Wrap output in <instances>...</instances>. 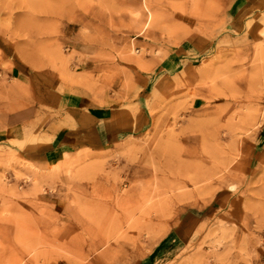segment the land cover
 I'll list each match as a JSON object with an SVG mask.
<instances>
[{"label":"rangeland","instance_id":"rangeland-1","mask_svg":"<svg viewBox=\"0 0 264 264\" xmlns=\"http://www.w3.org/2000/svg\"><path fill=\"white\" fill-rule=\"evenodd\" d=\"M68 98L132 127L48 164ZM4 101L0 264H264V0H0Z\"/></svg>","mask_w":264,"mask_h":264},{"label":"crops","instance_id":"crops-1","mask_svg":"<svg viewBox=\"0 0 264 264\" xmlns=\"http://www.w3.org/2000/svg\"><path fill=\"white\" fill-rule=\"evenodd\" d=\"M23 65L16 67L18 74L25 71ZM19 77V75H18ZM68 115L62 121H55L54 124L41 132L43 139H48L43 143L45 148V159L48 164H57L63 161L68 154H74L79 150H90L92 152H102L112 148L123 141L127 132L132 126H127L121 119L111 122V114L102 112L96 116L83 110L86 106L84 101L78 98L66 99ZM13 104L4 101L0 108V143L9 140L23 141L26 133L36 134L39 125L37 106L27 105L15 111H9ZM119 117V116H118ZM90 122V123H89Z\"/></svg>","mask_w":264,"mask_h":264},{"label":"bare ground","instance_id":"bare-ground-1","mask_svg":"<svg viewBox=\"0 0 264 264\" xmlns=\"http://www.w3.org/2000/svg\"><path fill=\"white\" fill-rule=\"evenodd\" d=\"M150 17H152V12H150V16H149V18H150ZM149 24H150V22L148 21V22L144 25L142 31L145 30V29H147L148 26H149Z\"/></svg>","mask_w":264,"mask_h":264}]
</instances>
